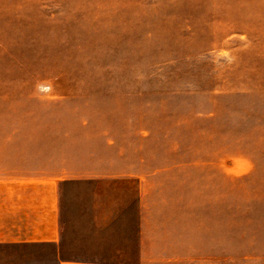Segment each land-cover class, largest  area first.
<instances>
[{
  "label": "rangeland",
  "instance_id": "374dc122",
  "mask_svg": "<svg viewBox=\"0 0 264 264\" xmlns=\"http://www.w3.org/2000/svg\"><path fill=\"white\" fill-rule=\"evenodd\" d=\"M6 158L106 199V264H136L140 196L186 236L159 264H264V0H0Z\"/></svg>",
  "mask_w": 264,
  "mask_h": 264
},
{
  "label": "crops",
  "instance_id": "0c3cea01",
  "mask_svg": "<svg viewBox=\"0 0 264 264\" xmlns=\"http://www.w3.org/2000/svg\"><path fill=\"white\" fill-rule=\"evenodd\" d=\"M109 142L114 144L108 148L115 151L114 158H122L120 147L115 148L116 141ZM6 159L9 161L0 167V248L7 251L1 264H106V253H124L126 248L106 249V226L114 223L111 215H106V199L95 198L82 209L64 192L76 176L64 178L62 169L57 172L52 161ZM117 173L113 171L109 177ZM136 205L137 234L130 237L119 231L117 238L123 243L130 238L137 244L136 264H159L154 256L176 253L173 245L167 248L165 243H170V238L183 241L186 236H172L160 229L159 215L151 206L147 209V200L142 196ZM89 240L96 243L97 250H87Z\"/></svg>",
  "mask_w": 264,
  "mask_h": 264
}]
</instances>
